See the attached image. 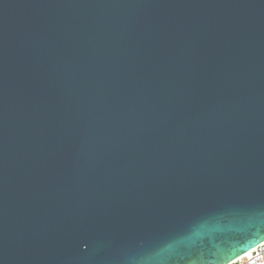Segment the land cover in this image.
<instances>
[{"label": "water", "instance_id": "water-1", "mask_svg": "<svg viewBox=\"0 0 264 264\" xmlns=\"http://www.w3.org/2000/svg\"><path fill=\"white\" fill-rule=\"evenodd\" d=\"M262 244L264 0H0V264Z\"/></svg>", "mask_w": 264, "mask_h": 264}, {"label": "built area", "instance_id": "built-area-1", "mask_svg": "<svg viewBox=\"0 0 264 264\" xmlns=\"http://www.w3.org/2000/svg\"><path fill=\"white\" fill-rule=\"evenodd\" d=\"M230 264H264V244L251 250Z\"/></svg>", "mask_w": 264, "mask_h": 264}, {"label": "snow or ice", "instance_id": "snow-or-ice-1", "mask_svg": "<svg viewBox=\"0 0 264 264\" xmlns=\"http://www.w3.org/2000/svg\"><path fill=\"white\" fill-rule=\"evenodd\" d=\"M86 248V247H85Z\"/></svg>", "mask_w": 264, "mask_h": 264}]
</instances>
